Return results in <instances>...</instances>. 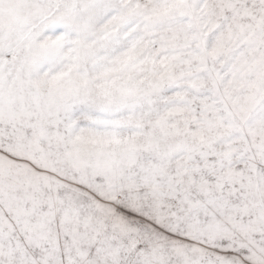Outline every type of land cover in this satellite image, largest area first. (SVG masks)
Returning <instances> with one entry per match:
<instances>
[{
	"label": "snow or ice",
	"instance_id": "6c2138e0",
	"mask_svg": "<svg viewBox=\"0 0 264 264\" xmlns=\"http://www.w3.org/2000/svg\"><path fill=\"white\" fill-rule=\"evenodd\" d=\"M0 264H264V0H0Z\"/></svg>",
	"mask_w": 264,
	"mask_h": 264
}]
</instances>
